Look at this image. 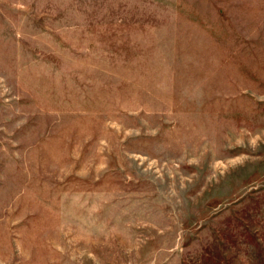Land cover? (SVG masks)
Wrapping results in <instances>:
<instances>
[{"label":"rangeland","instance_id":"rangeland-1","mask_svg":"<svg viewBox=\"0 0 264 264\" xmlns=\"http://www.w3.org/2000/svg\"><path fill=\"white\" fill-rule=\"evenodd\" d=\"M0 264H264V0H0Z\"/></svg>","mask_w":264,"mask_h":264}]
</instances>
